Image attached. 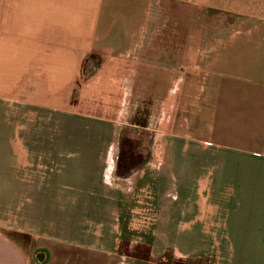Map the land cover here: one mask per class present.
Segmentation results:
<instances>
[{"label":"crops","instance_id":"obj_1","mask_svg":"<svg viewBox=\"0 0 264 264\" xmlns=\"http://www.w3.org/2000/svg\"><path fill=\"white\" fill-rule=\"evenodd\" d=\"M160 1L0 0V264H44L40 249L56 244L116 256L117 243L137 244L126 232L138 222L151 239L175 219L189 232L173 239L176 257L220 242L232 247L227 264H264V17L225 24L237 17L230 0H210L214 13L181 0L180 27L161 31ZM205 14L219 19L209 32ZM114 61L118 77L146 81L155 97L149 123L163 139L153 161L162 152L182 173L23 171L40 157L53 169L77 82L97 63L81 95ZM178 100L191 108L185 140L168 133ZM184 162L200 167L184 173Z\"/></svg>","mask_w":264,"mask_h":264},{"label":"rangeland","instance_id":"obj_2","mask_svg":"<svg viewBox=\"0 0 264 264\" xmlns=\"http://www.w3.org/2000/svg\"><path fill=\"white\" fill-rule=\"evenodd\" d=\"M170 1L172 0L156 3L158 8L155 25L161 28V31L167 29L171 32L170 29L174 26L178 29L181 25V19L178 16L180 13L184 14L183 4L181 0ZM192 1L199 3L197 0ZM200 3L204 5H200L199 12H215L211 10L210 0H201ZM230 3L236 4L235 9L233 7L230 9H232L231 12L236 13L237 17L225 19V24L228 22L243 25L249 20L257 21L264 17V0H230ZM195 8L197 7L191 4L187 10L192 11V15L196 16ZM210 16L206 17L205 14L203 23L205 31L219 21V19L212 21ZM162 34H155V36L161 37ZM184 37L181 39L182 42ZM96 65L97 63H93L91 67H88L87 71H84V74H87L77 82V105L74 113L61 115V120L63 118L66 122L61 125L58 139L59 161L53 162L54 165L49 162L53 169L46 168L48 170L46 172L41 167L47 165L46 157H40L34 163V169L29 167V163L22 162L25 166L22 170H29L31 173H182L180 164L176 163L177 167H171L174 162L171 163L170 160H168L169 163L164 164L162 152L157 156V160L153 161L155 158L153 151L156 149L159 150L156 153L160 152L163 131L153 129V120L149 123L150 117L153 116L150 112L154 109L150 107L151 102L152 104L153 101L155 102V97L148 98L149 83L140 81L138 86H135V83L126 82L121 72L118 77L117 71L121 67L118 61H114L95 75L90 89L79 95L80 88L87 85L93 73L96 72L94 71ZM171 98L165 100L167 104L172 101ZM170 109L169 116L173 118V130H169L168 133L176 134L185 140V137L191 136L187 123L191 108H187L185 103H180L178 100ZM162 117L165 121V115ZM161 127H166V122ZM169 139L168 137V143L171 142ZM184 165L186 167H184V173H196L200 167L197 162H184ZM143 214H145L144 211H140V215ZM118 217H121V214ZM180 221L181 219H175V222L162 224L163 235H157L156 229L152 231L151 239L149 234L146 235L147 237L144 236L146 231L143 230V226L147 228L146 223L143 225L138 222L134 229H127L126 232H134L137 244L129 241L117 243L116 256L56 244L50 245L47 249H40L44 250L40 257L44 264H227L230 260L228 256L232 252L229 243L204 242L203 249L195 256L176 257L173 239L178 238L179 235L181 237L189 235V232L186 233V230L182 229ZM200 226L194 229L197 230ZM121 227L118 226V230ZM168 234L172 238L165 241L163 237ZM140 237L141 239L149 237L151 241L150 243L147 239L138 241ZM26 242L29 250L37 247L36 242L30 240Z\"/></svg>","mask_w":264,"mask_h":264},{"label":"water","instance_id":"obj_3","mask_svg":"<svg viewBox=\"0 0 264 264\" xmlns=\"http://www.w3.org/2000/svg\"><path fill=\"white\" fill-rule=\"evenodd\" d=\"M39 260H41V261H42L43 259H42V258L39 256Z\"/></svg>","mask_w":264,"mask_h":264}]
</instances>
